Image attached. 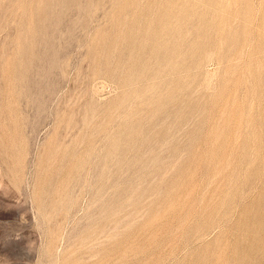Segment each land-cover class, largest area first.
<instances>
[{
	"label": "rangeland",
	"instance_id": "rangeland-1",
	"mask_svg": "<svg viewBox=\"0 0 264 264\" xmlns=\"http://www.w3.org/2000/svg\"><path fill=\"white\" fill-rule=\"evenodd\" d=\"M0 264H264V0H0Z\"/></svg>",
	"mask_w": 264,
	"mask_h": 264
}]
</instances>
